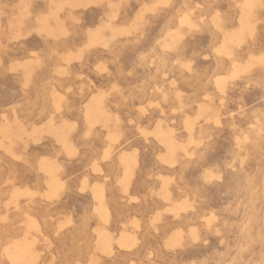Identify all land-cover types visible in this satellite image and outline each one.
<instances>
[{"label":"rangeland","instance_id":"374dc122","mask_svg":"<svg viewBox=\"0 0 264 264\" xmlns=\"http://www.w3.org/2000/svg\"><path fill=\"white\" fill-rule=\"evenodd\" d=\"M0 264H264V0H0Z\"/></svg>","mask_w":264,"mask_h":264},{"label":"snow or ice","instance_id":"6c2138e0","mask_svg":"<svg viewBox=\"0 0 264 264\" xmlns=\"http://www.w3.org/2000/svg\"><path fill=\"white\" fill-rule=\"evenodd\" d=\"M186 68H188L189 71H191V65H185Z\"/></svg>","mask_w":264,"mask_h":264}]
</instances>
